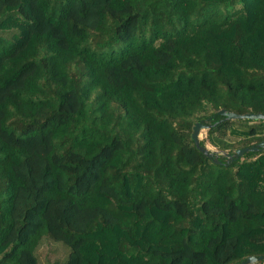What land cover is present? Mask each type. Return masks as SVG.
I'll use <instances>...</instances> for the list:
<instances>
[{"label": "trees", "instance_id": "trees-1", "mask_svg": "<svg viewBox=\"0 0 264 264\" xmlns=\"http://www.w3.org/2000/svg\"><path fill=\"white\" fill-rule=\"evenodd\" d=\"M264 0H0V264L264 256ZM258 264H264V260Z\"/></svg>", "mask_w": 264, "mask_h": 264}, {"label": "water", "instance_id": "water-1", "mask_svg": "<svg viewBox=\"0 0 264 264\" xmlns=\"http://www.w3.org/2000/svg\"><path fill=\"white\" fill-rule=\"evenodd\" d=\"M218 116L224 117V120H264V114L262 113H247V114H237L234 112H229L225 109L220 110L218 113ZM209 124H205L203 122H197L193 127V132L191 135V138L196 146V148L203 153L205 156L210 157L214 160L215 163H221L219 161L220 155H224L227 157L228 162H233L235 160H238L246 153H258L261 151H264V141L252 146V147H246L243 149L237 150L234 154H219L218 151L212 150L208 146H202L201 145V138L200 133L203 130L210 129ZM264 260V256H250L246 258L244 261L240 262L239 264H258L259 262Z\"/></svg>", "mask_w": 264, "mask_h": 264}, {"label": "rangeland", "instance_id": "rangeland-1", "mask_svg": "<svg viewBox=\"0 0 264 264\" xmlns=\"http://www.w3.org/2000/svg\"><path fill=\"white\" fill-rule=\"evenodd\" d=\"M205 131L206 130H203L200 133L201 140H203L206 135ZM207 146L210 147L209 145ZM210 148L215 150L212 147ZM64 255V249L51 241H48L45 245L41 246L38 251V256L42 264H55L58 260H61Z\"/></svg>", "mask_w": 264, "mask_h": 264}]
</instances>
